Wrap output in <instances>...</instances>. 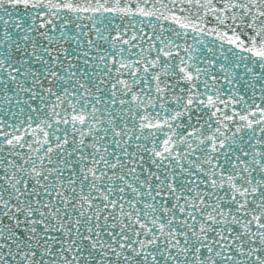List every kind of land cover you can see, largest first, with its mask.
<instances>
[{
    "label": "snow or ice",
    "instance_id": "6c2138e0",
    "mask_svg": "<svg viewBox=\"0 0 264 264\" xmlns=\"http://www.w3.org/2000/svg\"><path fill=\"white\" fill-rule=\"evenodd\" d=\"M0 264H264V0H0Z\"/></svg>",
    "mask_w": 264,
    "mask_h": 264
}]
</instances>
